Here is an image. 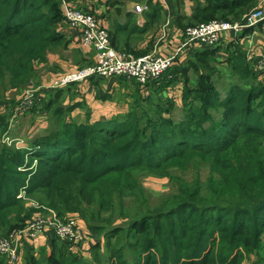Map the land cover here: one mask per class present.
<instances>
[{
    "label": "trees",
    "instance_id": "1",
    "mask_svg": "<svg viewBox=\"0 0 264 264\" xmlns=\"http://www.w3.org/2000/svg\"><path fill=\"white\" fill-rule=\"evenodd\" d=\"M145 1L154 10L148 16L156 22L163 10L161 3ZM184 1L166 0L174 12ZM194 1L196 10L193 17L172 14L176 15L178 24L185 18L191 25L195 20L212 16L228 21L239 20L257 0H232L235 7L231 10L228 9L229 0H209L206 5H201L200 0ZM108 2L118 12L125 4L124 0ZM61 3L59 0H0V89L6 77H11L15 88L20 91L18 96L22 92L24 94L25 88H21L37 75L35 61L47 62L46 55L51 50L49 45L62 42V36L53 32L54 24L63 12ZM230 13L232 16L228 17ZM206 21L210 20L201 22ZM236 51L229 59L234 80L229 78L230 85L224 97L219 96L209 78L215 71L210 52L202 53L193 64L195 76L189 73V69L184 70L187 90L182 119L174 120L169 116V108L162 110L161 103L153 100L152 105L157 108L156 120H135L138 115L133 116L136 112L133 106L123 118L77 123L65 118L59 106V95L64 88H57L56 95L44 99L40 107L44 106L43 115L50 116V108L55 105L57 116L54 117L61 118L59 125L55 129L50 126L46 130L50 134L31 140L28 148L16 146L15 151L22 150L21 157L5 153L6 148L0 153V238H12L44 212L40 206L25 205L26 199L18 196L17 189L26 186V198L37 197L42 206L53 208L63 219L77 217L78 213L85 214L89 231L97 238H105V246L94 244L92 258L88 259L78 249L77 242L52 232L51 254L46 264H128L124 250L126 244L136 247L137 251L132 253L140 256L152 246L157 247L161 250L164 264H242L246 254L260 247L264 233V147L254 139L247 142V138L264 133L259 123L264 119V83L256 80V75L245 64L244 52L239 48ZM8 73L12 74L7 76ZM164 77L150 82L161 84L169 78L167 75ZM205 78L210 81L204 82ZM190 83L193 85L188 86ZM190 93L198 96L202 104L191 105L188 109L186 99L190 97V103ZM209 100L212 104L218 102V105L225 106L220 118L214 119L206 113L204 105ZM9 116L5 113L0 115L2 120ZM149 128H157L159 137L148 142L138 141V135L145 136ZM139 146L148 154L130 153ZM125 151L128 153L120 154ZM118 154L120 156L114 157ZM185 158L212 159L223 166L227 178L218 175V171L211 172L205 180L206 191L196 201H182L177 207L162 213L169 217L166 219L145 215L151 220V226L139 221L138 225L126 229L125 221L107 226L97 222L108 221L109 205L115 198H128L130 189L135 186L145 191L144 185L133 175L135 169L150 170L157 172L159 178H168V166H182L181 160ZM4 160L11 165H4ZM199 182L194 183L193 195L199 193ZM181 187L184 192L190 191V185L182 184ZM93 204L98 205L96 213L86 209V205ZM123 212L125 210L118 216ZM156 220H163L160 228H156ZM24 221L26 225L21 226ZM114 227L123 231L122 240L137 236L136 240L123 242L124 247H112L113 233L109 230ZM217 241L221 251H214ZM101 251H104L103 255ZM204 254H208L209 259H201ZM2 257L0 255V264H4ZM27 259L25 264H39L33 255ZM140 262L141 259L133 263Z\"/></svg>",
    "mask_w": 264,
    "mask_h": 264
},
{
    "label": "crops",
    "instance_id": "2",
    "mask_svg": "<svg viewBox=\"0 0 264 264\" xmlns=\"http://www.w3.org/2000/svg\"><path fill=\"white\" fill-rule=\"evenodd\" d=\"M153 3H161L162 11L158 20L155 22L148 16L149 12L154 11L147 1L149 9L143 13L133 11L134 4L127 3L122 6V11L118 12L107 0H87L77 4L95 14V16L110 31L112 45L117 51H126L133 54H147L154 50L168 54L184 37L185 29L188 25L187 18L181 23L175 21V16L193 17L196 10L194 0H185L175 12L171 10L166 0H150ZM201 5H206L209 0H200ZM228 9L232 6L229 0ZM264 9V0H257L252 8ZM247 7L245 6L244 9ZM113 12V14H111ZM173 16L172 14H175ZM228 14V17L232 16ZM169 22V23H168ZM192 22V21H191ZM186 26V27H185ZM69 33L64 38L66 47L61 53H54L47 62L37 64V85L46 92L43 97L47 100L56 95V89L48 91L56 79L63 74L78 69L84 64L93 61L94 50L85 46L81 42V31L75 29L67 30ZM236 48L241 49L246 56V65L256 75V80L264 83V20L249 28L243 29L238 33L226 31L222 34L219 43L214 47H202L200 44L194 46L186 54L177 59L167 71L169 77L167 81L157 84L141 83L135 79L124 78L115 75L88 79L80 83L71 84L63 87L60 93V109L68 114L66 118L77 123H95L98 121L107 122L113 119L123 118L131 109L133 102L141 101L153 104V100L161 103L162 110L170 109L169 116L173 117L175 109L184 108L186 87L185 69L194 76L193 64L199 60L204 52H210L214 66L223 65L227 83L230 85L229 78L232 77V68L229 59L233 58L232 53H237ZM235 52V53H234ZM235 61V60H234ZM173 70L174 72H171ZM39 71V72H38ZM169 73V74H168ZM165 75V77H166ZM164 77V78H165ZM236 78H238L235 75ZM176 84H175V81ZM164 85V86H163ZM193 85L190 83L188 86ZM227 89V88H226ZM145 100V101H144ZM57 116L55 108L50 113L43 115L38 113L35 121L30 126L31 135L38 131H46L51 125L49 119ZM77 116L81 117L78 118ZM175 120V117H174ZM79 225L89 233V237L84 242H77L78 249L85 256L91 259V251L94 244L105 246V238H97L89 231L86 223L79 220ZM94 235V238H91ZM52 231L46 228L44 232L35 238H24L20 243V264L28 261V256L33 255L39 260V264H46L51 254ZM104 251H101L102 254ZM89 253V254H88ZM103 255V254H102Z\"/></svg>",
    "mask_w": 264,
    "mask_h": 264
},
{
    "label": "rangeland",
    "instance_id": "3",
    "mask_svg": "<svg viewBox=\"0 0 264 264\" xmlns=\"http://www.w3.org/2000/svg\"><path fill=\"white\" fill-rule=\"evenodd\" d=\"M59 1L61 2L63 0H59ZM69 1L76 3V4H80L82 2H86L87 0H69ZM124 1H125V5H127V3H129L130 5L131 3L135 5L145 0H124ZM61 7H62V3H61ZM257 8L259 7H256V8L254 7L250 9L248 13L252 12L253 10ZM111 14H113V12H111ZM51 15L53 16V14ZM52 16H50V18H52ZM213 19L222 20L220 17L212 16L206 19L195 20L194 24L186 25V26L189 27L201 21L213 20ZM65 20L66 19L62 12L60 19H58L54 24V30H53V32H55L56 35L62 36V42L60 43L52 42L51 43L52 45H49L51 46V50L46 55L47 61L49 60L51 55H53L54 53H57V54L61 53L62 49L66 47L64 38H66V35L69 33V31L67 30H70V31H73L75 29L80 30L79 28H72L68 26ZM229 20H234V19L230 18ZM57 26H58V30H56ZM80 36H81L82 44L94 50L93 47L84 44L83 34ZM95 56H96V52L94 50L93 59L95 58ZM37 64H38V61L36 60L34 64L36 74H37ZM90 64H92V61L87 64L82 65L79 68H82ZM223 68H224L223 65L215 66V71H214L215 73L213 72L212 76H209V78L212 81L211 83L214 85V89H216L217 92L220 93L219 95L220 97H224L223 95H225L227 92L226 88L229 86V84L227 83V79H224V76H226V74H225V71H223ZM170 71L174 72L173 70H170ZM11 74L12 73H8L7 76ZM210 79L207 80V78H205L204 82L210 81ZM37 80H38V76L36 75L33 78H31L28 84L24 85L21 88V90L23 88H25L26 90V87H28V85L31 86L32 87L31 89L34 90L35 86L37 85ZM174 81L176 84L177 80H174ZM13 83H14V78L6 77V79L2 82L3 85L0 89V115H2L3 113H5L6 115H10L7 120L6 119L2 120V118L0 117V153H2L3 148L4 149L6 148V150H4L5 153L8 152V154H13V155L15 154L17 157H21L22 150L20 149L18 151H15L16 146H18L19 148H25V147L28 148L30 147L29 143L31 142V140L36 139L38 136H41V135L50 134V131H43V132L38 131V133H34L33 136L30 137L31 135L30 126L35 121L38 113H42V110H44V106L43 107H40V106L42 105L43 100L46 97L45 98L39 97L35 93V95L31 96L32 101H30V99L26 98L27 94H23V92H22L23 95L21 94L19 97L18 94L20 91L17 88H15ZM203 87L207 88L205 87V85H203ZM54 89H57V88L51 87V88H48L47 90L50 91ZM22 96H24V98H22ZM191 96H192V100L190 101V103L188 102L190 100V97L186 99V104H187L188 109L191 108V105L202 104L198 96H193L192 94ZM142 101L143 100L141 101L135 100L132 104V107L134 106L137 112L136 113L134 111L135 113L133 116L138 115L139 117V118L136 117L137 119L135 118V120L140 121V122H145L148 119L156 120L157 119V117L155 116V110L157 109L156 106L148 104V103L144 104L142 103ZM204 106L207 108L206 113H208L214 119L220 118L221 115H223L225 111V106L221 104L218 105V102L216 104H212L211 100H209L207 103L205 102ZM37 107H40V108H37ZM54 108H55V105H53L50 108V112H52ZM37 110L39 112H37ZM66 115L68 114L64 113L65 118H66ZM184 116H185L184 108L182 110H180V108L175 109L173 113V117H175V120L182 119L184 118ZM77 117L81 118L79 116ZM60 119L61 118L56 119L54 116H52L49 119V124L55 129L57 125H59ZM259 123L261 124L260 126L264 128V119L260 120ZM151 126H154V125L151 124ZM149 130H150L148 131L149 133L146 134L145 136H143L142 134H139L137 137L138 141L148 142L151 140V138L154 139L155 137L158 136L159 130L157 128H153V130L149 128ZM160 130H163V129H160ZM256 135H259V134H256ZM256 135L247 138V142L250 143V140L254 139L256 143L264 147V133H262L260 136H256ZM139 152L148 154L147 151L141 148V146H139V148L136 147L134 152L133 153L130 152V153L135 154ZM127 153L128 151H125L120 154L124 155ZM120 154L115 155L114 157H118L120 156ZM147 158H151V157L147 156ZM181 162L183 164L182 166H175V165L168 166V168L166 169V172L169 174L168 178L166 177L159 178L157 176H160V175L157 172H153L150 170L138 171L137 169H135L133 172V175L135 178L137 177L139 181L144 185L145 191L139 188L138 186H135L130 189L131 196H129L128 198L123 199V200L120 198H115L114 201H112V203L109 205V210L107 213L108 218H106L108 221L103 222L102 220H100L97 222L103 226H107L113 223L118 224L119 221H125L123 224L126 225V229L131 226L138 225L139 221L151 226V220L150 219L148 220V218L145 217V215L150 214V215H154L155 217H160L161 219H166L169 217L168 216L165 217V214H162V213H167L172 207H177L179 203H181L182 201H188V202L196 201V199L201 197L203 193L206 191L205 190L206 188L205 180L208 178L211 172L218 171V175L220 174V176L227 178L226 171L224 170L223 166L219 163L213 162L212 159L185 158L181 160ZM3 164L7 166L11 165L10 162L5 161V160ZM41 168L45 169L43 167ZM157 180H161V182L158 183ZM197 181H200L199 182V193L196 195H193L192 192L195 189L194 183H196ZM182 184L190 185L189 187L190 191L184 192V190L181 187ZM25 187L24 186L19 187L18 188L19 190L17 189L18 192L16 191L19 197L26 199L24 201L25 205L30 204L31 206L35 208L42 206V203H40L36 199L37 197L28 196V198H26L27 194L24 189ZM4 199L5 198L2 199L3 202H4ZM44 206H45L44 208L41 207L44 211H49V209L54 210L53 208L49 206L48 207L46 205ZM86 209H89V211L92 210L93 212L96 213L98 209V205L97 204H93L91 206L86 205ZM123 210H125V212H123V215L118 216L119 213ZM71 214L75 215L76 213H71ZM47 216H48V213H47ZM76 216L77 217L74 218L76 221V224L79 220L87 224V218L85 217V214L78 213L76 214ZM137 216L138 218H136ZM156 221H157L156 228H160V226L163 223V220H160V221L156 220ZM26 223L27 222L24 221V223L21 226L26 225ZM80 229L85 233V238L81 241V242H84L88 239L89 233L86 232L82 227H80ZM13 230H11L8 234H10ZM109 231L110 233L111 232L113 233V239H111L112 247L113 246L118 247L120 245H123V242L125 241H134L137 238V236L136 237L132 236L130 238H126L125 240H122L124 238L123 231L119 230L116 227H114L113 229ZM2 235H7V234H2ZM93 236L94 235H91V238H94ZM214 236L217 237L218 233L215 232ZM6 240H9V239H6ZM9 242L11 243V240H9ZM155 243H157L156 240L154 241V244ZM221 248H222L221 245L219 246L218 241H217L214 251H221ZM17 249H19V252H20V247ZM124 250L127 252L126 257L128 259V264H134L133 263L134 261H137V260L139 261L140 259H141V262L139 264H144V262L145 264H148L149 262H154L155 264H164L161 261V250L157 249V247L152 246L148 251L144 252L143 256L134 255L132 251H137V248L130 247L128 244H126V248L124 247ZM124 250H122L123 253H125ZM136 256H139V257L135 259ZM2 258L5 262L6 258L5 257H2ZM204 258L209 259V255L208 254L202 255L201 259H204ZM168 264H174V263H168ZM242 264H264V233L261 238L260 247L256 249L255 252L246 254V257L243 260Z\"/></svg>",
    "mask_w": 264,
    "mask_h": 264
},
{
    "label": "built area",
    "instance_id": "4",
    "mask_svg": "<svg viewBox=\"0 0 264 264\" xmlns=\"http://www.w3.org/2000/svg\"><path fill=\"white\" fill-rule=\"evenodd\" d=\"M62 9L68 26L81 30L84 44L93 47L96 56L92 64L63 74L49 88H63L95 77L111 75L131 78L148 84L150 81L162 79L174 62L193 49L195 45L214 47L219 43L224 32L238 33L255 26L264 19V9L257 8L236 21L213 19L201 22L187 27L181 43L170 53L163 54L154 50L144 55H136L126 51H117L112 45L108 29L92 12L67 0L62 1ZM148 9L147 3H137L133 7L136 13H143ZM31 88L30 86L24 91V94H27L26 98L30 101L35 93L39 97H43L46 93L41 88H34L35 91ZM74 218L75 216H69L63 219L57 212L49 209V211L41 212L12 238H0V255L6 258L4 264H19L21 262V255L17 249L20 247L19 242L24 238H35L46 228L63 239L81 242L85 238V233L80 229L79 221L76 224ZM6 239L11 240V243Z\"/></svg>",
    "mask_w": 264,
    "mask_h": 264
}]
</instances>
